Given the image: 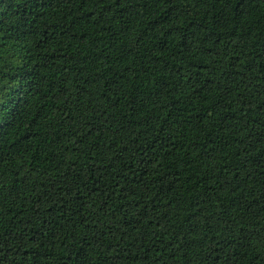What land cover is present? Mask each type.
Instances as JSON below:
<instances>
[{"label":"trees","instance_id":"trees-1","mask_svg":"<svg viewBox=\"0 0 264 264\" xmlns=\"http://www.w3.org/2000/svg\"><path fill=\"white\" fill-rule=\"evenodd\" d=\"M0 264H264V0H0Z\"/></svg>","mask_w":264,"mask_h":264}]
</instances>
